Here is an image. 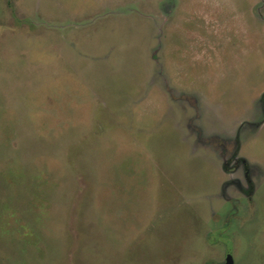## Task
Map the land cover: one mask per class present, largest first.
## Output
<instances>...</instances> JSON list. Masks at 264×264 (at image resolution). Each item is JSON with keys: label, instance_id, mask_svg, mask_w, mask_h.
I'll list each match as a JSON object with an SVG mask.
<instances>
[{"label": "rangeland", "instance_id": "obj_1", "mask_svg": "<svg viewBox=\"0 0 264 264\" xmlns=\"http://www.w3.org/2000/svg\"><path fill=\"white\" fill-rule=\"evenodd\" d=\"M264 264V0H0V264Z\"/></svg>", "mask_w": 264, "mask_h": 264}, {"label": "water", "instance_id": "obj_2", "mask_svg": "<svg viewBox=\"0 0 264 264\" xmlns=\"http://www.w3.org/2000/svg\"><path fill=\"white\" fill-rule=\"evenodd\" d=\"M227 264H233V258L231 255L228 256Z\"/></svg>", "mask_w": 264, "mask_h": 264}]
</instances>
